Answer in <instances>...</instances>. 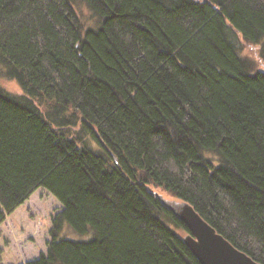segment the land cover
<instances>
[{
    "label": "trees",
    "instance_id": "trees-1",
    "mask_svg": "<svg viewBox=\"0 0 264 264\" xmlns=\"http://www.w3.org/2000/svg\"><path fill=\"white\" fill-rule=\"evenodd\" d=\"M235 36L264 59V0H0V224L62 205L25 264H200L148 185L264 264V71Z\"/></svg>",
    "mask_w": 264,
    "mask_h": 264
},
{
    "label": "rangeland",
    "instance_id": "rangeland-1",
    "mask_svg": "<svg viewBox=\"0 0 264 264\" xmlns=\"http://www.w3.org/2000/svg\"><path fill=\"white\" fill-rule=\"evenodd\" d=\"M84 19L86 27L93 25L91 20ZM235 37L238 40L240 55L251 60L255 65V70L264 71V59L261 57L262 44L248 43L240 36ZM0 84L13 93H21L16 80L5 78L2 72ZM45 117L52 120V116L46 115ZM148 187L165 201L178 203L176 205L182 204L179 198L172 195L163 186L148 185ZM61 209V203L43 187L33 191L29 199L6 216L0 225V264L19 263L36 258L40 252H45L52 216ZM177 232L181 233L179 230ZM91 235V233L78 234L72 231L67 224H64L59 232L60 237L75 240L89 239Z\"/></svg>",
    "mask_w": 264,
    "mask_h": 264
},
{
    "label": "water",
    "instance_id": "water-1",
    "mask_svg": "<svg viewBox=\"0 0 264 264\" xmlns=\"http://www.w3.org/2000/svg\"><path fill=\"white\" fill-rule=\"evenodd\" d=\"M176 209L190 231L183 239L200 264H261L233 246L188 202Z\"/></svg>",
    "mask_w": 264,
    "mask_h": 264
}]
</instances>
